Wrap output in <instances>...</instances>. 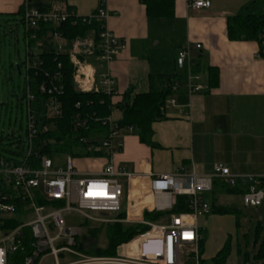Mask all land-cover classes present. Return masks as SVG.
Returning a JSON list of instances; mask_svg holds the SVG:
<instances>
[{
	"label": "built area",
	"instance_id": "2783aa9c",
	"mask_svg": "<svg viewBox=\"0 0 264 264\" xmlns=\"http://www.w3.org/2000/svg\"><path fill=\"white\" fill-rule=\"evenodd\" d=\"M29 1H25L21 17L27 31L38 28L39 23L58 27L69 18L74 19L73 23L80 20L83 24L95 25L86 36H77L69 47L58 31L51 34V39L58 53L68 55L76 90L101 91L114 96L113 77L108 71L97 72L88 61L89 57H94L107 65L125 46L107 27L110 17L107 0H99L95 10L87 15L68 10L63 0H48L50 9L46 11L30 5ZM209 6V0H193L188 4L194 10ZM194 47L199 49L200 45ZM189 49L188 44L180 48L175 65L181 69L188 62L186 87L191 94L203 86L200 75L191 71ZM29 54L27 49L25 68L35 69L39 62L30 60ZM178 87L176 82L173 91ZM62 90L60 73H56L49 84L39 85L38 91L47 99L37 104H42L46 119L61 114ZM25 101L23 151L19 153L21 150L14 144L15 150L8 156L0 154V264H204L198 218L212 213L206 194L213 190L214 183L239 189L245 207H257L264 200V175H237L221 165H214L210 174L193 171L155 175L147 192L135 197L131 192L135 175L112 160L122 148V132L131 133L132 127H119L111 116L95 119L108 127L107 137L100 141L107 162L99 171H78L68 155H65L64 167L54 165L51 156L33 149L35 143L41 147L47 144L43 139L38 140V132L47 133L51 125L38 124V110L33 107L35 100L29 87ZM167 102L173 104L174 100L168 98ZM85 124V120L76 121L77 126ZM181 195L186 196V211L157 221L144 219L145 211L170 210L176 196ZM131 211L138 213L134 216ZM114 223L142 224L148 229L118 246L114 255H100L98 247L94 250L96 254L91 255L88 251L96 243L97 234L92 225ZM132 242L135 245L130 247ZM14 256H18L20 263Z\"/></svg>",
	"mask_w": 264,
	"mask_h": 264
},
{
	"label": "crops",
	"instance_id": "0c3cea01",
	"mask_svg": "<svg viewBox=\"0 0 264 264\" xmlns=\"http://www.w3.org/2000/svg\"><path fill=\"white\" fill-rule=\"evenodd\" d=\"M25 1L0 0V18L18 16ZM191 1L174 0L170 18H149L141 0H107V27L125 46L107 65L88 58L97 72L108 71L113 77V106L130 86L144 90L148 74L178 72L177 52L187 44L191 60L201 55L204 65L217 70L215 87L209 86L205 73L200 74L203 88L190 94L188 62L184 63L185 79L180 75L178 90L170 97L174 103L166 101L164 119L152 124L154 145L142 143L134 132H122V148L112 160L135 175L131 187L135 197L146 193L151 178L160 174H210L214 165H221L237 175H264V48L256 41H231L226 29L227 17L241 13L252 0H209L210 6L199 10L188 7ZM98 2L66 4L78 15H87ZM19 21L25 35L20 17ZM39 46L35 53L41 51ZM118 116L114 109L111 117ZM78 162L89 164L78 171L96 172L107 158Z\"/></svg>",
	"mask_w": 264,
	"mask_h": 264
},
{
	"label": "trees",
	"instance_id": "16d2710c",
	"mask_svg": "<svg viewBox=\"0 0 264 264\" xmlns=\"http://www.w3.org/2000/svg\"><path fill=\"white\" fill-rule=\"evenodd\" d=\"M63 1L67 2L68 0ZM29 2L30 5H36L42 11L50 9L48 0H30ZM141 3L144 5L146 15L149 18H170L173 16L174 0H141ZM67 8L71 10L69 7ZM23 10L24 5L20 7L17 13L20 18ZM73 21L74 19L69 18L58 27L49 23H39L38 28L25 33L26 46L30 53L28 57L30 60L35 59L39 63L35 69L25 68L23 99H25L26 88L29 87L35 100L33 107L38 110L36 113L38 124L51 125V129L47 133L38 132V140L43 139L47 144L41 147L40 144L35 143L33 145L34 151L51 157L57 154L68 155L73 160L104 158L105 153L100 148V141L107 137L108 127L95 119L111 116L114 109L119 111V116L115 119L113 118L119 127H132V132L138 134L142 143L154 145L151 139L152 124L164 119L166 101L175 93L173 86L176 82L178 83L180 74L177 71L168 74H148L144 90H135L134 86H130L115 106H113L112 102L113 96H108L101 91H78L75 89L72 78L73 66L67 53H58L51 39V34L54 31H58L65 38L67 47H69L77 36H86L95 27V25L83 24L80 20H76L75 23ZM226 29L229 40L256 41L264 48V0H252L241 13L227 17ZM39 43L41 51L35 53L34 47ZM191 61V71L193 73L199 75L205 73L208 84L211 87H215L218 84L217 70L204 65L201 61V55ZM58 65H60V68H58ZM56 73H60L63 86L62 94L59 97L61 114L58 117L46 119L42 104H37V102L46 100L47 96L39 92L38 87L41 84H49ZM77 120H85L86 124L82 127L77 126ZM7 137L12 138V136ZM50 141L52 142L50 143ZM11 144H17L21 150L19 153H22V139ZM215 187L219 188L221 192L228 194L240 195L241 193L239 189L228 188L217 181L214 183L213 190L210 193H214ZM132 188L134 189V187ZM210 207L212 214H238L236 208L216 206L213 200L210 202ZM186 210V196H176L174 205L170 210L145 211L144 219L157 221L166 215ZM137 213L138 211H131V215L135 216ZM106 228V247L97 250L100 255H114L118 246L126 244L134 236L148 229L147 226L142 224L121 223L110 224ZM257 229L258 231L262 230L263 226L258 224ZM229 252L230 243L227 240L211 258V264H226ZM14 257L20 263L18 256ZM254 258L264 264V241L259 246ZM204 264L206 263L204 262Z\"/></svg>",
	"mask_w": 264,
	"mask_h": 264
},
{
	"label": "rangeland",
	"instance_id": "374dc122",
	"mask_svg": "<svg viewBox=\"0 0 264 264\" xmlns=\"http://www.w3.org/2000/svg\"><path fill=\"white\" fill-rule=\"evenodd\" d=\"M25 39L18 16L0 18V154L5 156L15 150L12 142L18 138L23 140L25 137L27 109L26 101L23 99L26 75L24 61L27 50ZM178 70L181 79L184 80L185 69ZM52 159L54 165L64 167L65 155L57 154ZM78 161L73 160L77 170L89 168V164L79 165ZM207 199L209 203L213 200L216 206L234 207L238 214L211 213L199 216L198 223L203 238L201 247L203 261L211 264L212 255L229 240L230 252L226 264H262V261L254 257L264 241V200L257 207H245L240 195L221 192L217 187L213 194H207ZM258 224L263 226L262 230L258 231ZM92 226L97 233L96 243L88 252L95 255L94 250L97 247L101 249L106 247V227L109 225Z\"/></svg>",
	"mask_w": 264,
	"mask_h": 264
},
{
	"label": "bare ground",
	"instance_id": "6f19581e",
	"mask_svg": "<svg viewBox=\"0 0 264 264\" xmlns=\"http://www.w3.org/2000/svg\"><path fill=\"white\" fill-rule=\"evenodd\" d=\"M131 244H132V245H135V242H132V243H130L129 245H131ZM132 245H131V246H132Z\"/></svg>",
	"mask_w": 264,
	"mask_h": 264
}]
</instances>
